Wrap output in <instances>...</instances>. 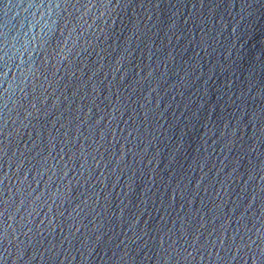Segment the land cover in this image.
Masks as SVG:
<instances>
[{"label":"water","instance_id":"95a60500","mask_svg":"<svg viewBox=\"0 0 264 264\" xmlns=\"http://www.w3.org/2000/svg\"><path fill=\"white\" fill-rule=\"evenodd\" d=\"M0 264H264V0H0Z\"/></svg>","mask_w":264,"mask_h":264}]
</instances>
